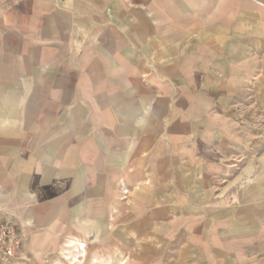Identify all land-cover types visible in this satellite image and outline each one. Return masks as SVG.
Here are the masks:
<instances>
[{
  "label": "crops",
  "instance_id": "1",
  "mask_svg": "<svg viewBox=\"0 0 264 264\" xmlns=\"http://www.w3.org/2000/svg\"><path fill=\"white\" fill-rule=\"evenodd\" d=\"M0 210L36 254L264 264V0H0Z\"/></svg>",
  "mask_w": 264,
  "mask_h": 264
},
{
  "label": "rangeland",
  "instance_id": "2",
  "mask_svg": "<svg viewBox=\"0 0 264 264\" xmlns=\"http://www.w3.org/2000/svg\"><path fill=\"white\" fill-rule=\"evenodd\" d=\"M0 216L5 220L10 221L7 214H4L2 210H0ZM11 222L19 227L21 233V256L18 264H122L121 260L112 261L111 259L110 261L109 256H107L106 245L104 243L102 244V241L100 240L98 242H94L93 240L89 239V237H85L84 240H82L86 246L87 253L86 256L84 253L83 257H80L81 253L79 255V252L76 253L72 250V248L68 247L70 242L73 240L58 239L47 244L48 248H46L44 254H41V252H37L36 254L30 248L31 240L29 237L33 233L39 234V226H22L14 221ZM42 247L43 246H41V248Z\"/></svg>",
  "mask_w": 264,
  "mask_h": 264
},
{
  "label": "built area",
  "instance_id": "3",
  "mask_svg": "<svg viewBox=\"0 0 264 264\" xmlns=\"http://www.w3.org/2000/svg\"><path fill=\"white\" fill-rule=\"evenodd\" d=\"M19 227L0 216V264H18L21 256Z\"/></svg>",
  "mask_w": 264,
  "mask_h": 264
},
{
  "label": "bare ground",
  "instance_id": "4",
  "mask_svg": "<svg viewBox=\"0 0 264 264\" xmlns=\"http://www.w3.org/2000/svg\"><path fill=\"white\" fill-rule=\"evenodd\" d=\"M80 247L82 248V250L84 252V249H85L84 245L80 244ZM75 262H78V261H75Z\"/></svg>",
  "mask_w": 264,
  "mask_h": 264
}]
</instances>
